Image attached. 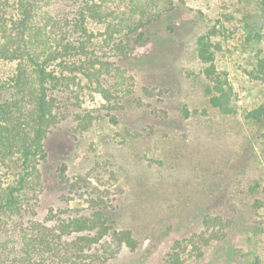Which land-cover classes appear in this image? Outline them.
Instances as JSON below:
<instances>
[{
	"label": "rangeland",
	"instance_id": "374dc122",
	"mask_svg": "<svg viewBox=\"0 0 264 264\" xmlns=\"http://www.w3.org/2000/svg\"><path fill=\"white\" fill-rule=\"evenodd\" d=\"M123 1L130 2L110 3L122 8ZM162 18L126 56L102 55L111 62L95 86L103 91L83 83L60 96L32 210L52 225L89 216L97 200L111 213L107 224L131 230L137 246H112L96 264H165L176 240H201L205 219L241 216L225 240L200 252L189 247L179 264H250L257 254L264 261V210L248 208L264 197V144L244 117L264 101V84L247 74L256 50L264 53V0H174ZM205 33L217 43L215 64L233 87L231 113L211 106L204 91L196 39ZM145 56L156 63L145 66ZM62 166L69 182L62 181ZM17 170L14 161L3 178ZM260 221L263 232L251 240L247 228ZM104 237L92 247L105 246Z\"/></svg>",
	"mask_w": 264,
	"mask_h": 264
},
{
	"label": "trees",
	"instance_id": "16d2710c",
	"mask_svg": "<svg viewBox=\"0 0 264 264\" xmlns=\"http://www.w3.org/2000/svg\"><path fill=\"white\" fill-rule=\"evenodd\" d=\"M12 1L0 0V264H96L101 252L111 251L112 246L134 250L137 241L133 232L112 229L107 224L111 213L97 200L93 202L100 206L89 216L57 220L52 225L38 219L32 209L42 184L39 164L46 155V135L57 120L60 96L83 83L103 91L97 87L111 62L102 55L130 53L173 9L174 0L123 1L122 8L111 5L113 0ZM215 47L218 45L210 33L196 39L208 103L227 114L234 111L235 96L226 72L215 64ZM8 63L12 66L2 69ZM141 63L153 66L156 62L145 56ZM247 74L264 84L261 49L256 50ZM244 117L257 127L255 135L264 144V101L247 110ZM14 161L18 170L11 178H3ZM64 171V166L60 167L62 181L69 182ZM259 185L257 181L249 185L250 192ZM233 208L238 210V204ZM248 208L264 210V197L255 196ZM239 219L241 216L226 214L203 220L204 230L198 235L201 240L183 245L176 240L165 264H179L181 254L190 253L189 247L200 252L212 240H225ZM258 223L247 228L251 240L263 232V221ZM102 236L105 246L92 247ZM225 251L231 258L229 249ZM250 264L264 261L257 254Z\"/></svg>",
	"mask_w": 264,
	"mask_h": 264
}]
</instances>
